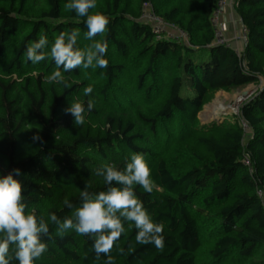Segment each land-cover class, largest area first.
Here are the masks:
<instances>
[{
	"label": "trees",
	"instance_id": "1",
	"mask_svg": "<svg viewBox=\"0 0 264 264\" xmlns=\"http://www.w3.org/2000/svg\"><path fill=\"white\" fill-rule=\"evenodd\" d=\"M219 1L96 0L89 15L102 13L109 23L89 40L87 17L65 7L71 0H0V178L11 174L21 183L25 215L34 209L37 227L49 228L40 236L47 251L34 264H104L94 236L58 228L66 218L76 223L75 209L87 198L110 186L123 189L96 171L105 164L123 171L136 153L144 154L156 186L151 193L138 184L133 190L164 225V244L137 243L134 223L125 221L111 251L115 264H264V0H238L235 13L247 30L239 56L213 43ZM145 4L169 33L182 31L186 39L167 32L156 39L140 19ZM61 33L82 57L67 72L50 55ZM41 36L47 39L36 54L46 59L33 63L26 48ZM98 41H107L106 68L96 66ZM57 70L63 81L50 82ZM250 85L258 90L239 111L248 138L237 119L199 124L214 92ZM88 86L93 91L85 95ZM76 101L85 107L83 124L64 111ZM36 135L41 139L33 141ZM15 251L10 243V264H19Z\"/></svg>",
	"mask_w": 264,
	"mask_h": 264
},
{
	"label": "clouds",
	"instance_id": "2",
	"mask_svg": "<svg viewBox=\"0 0 264 264\" xmlns=\"http://www.w3.org/2000/svg\"><path fill=\"white\" fill-rule=\"evenodd\" d=\"M66 8L75 10L76 14L81 17H87L86 24L88 31L86 37L91 40L99 33H103L109 23L108 18L102 13L89 15V10L96 7V0H71ZM78 34V30H73ZM63 35L61 33L52 45L51 58L54 59L57 68L63 65L65 72L74 69L82 61L79 52L72 51V43L64 45ZM46 36H41L39 43H30L26 48L27 58L33 63H38L46 59V55L36 54V49L44 45ZM75 40L73 39V43ZM96 52L100 55L97 58L96 66L106 68L108 62L103 57L107 52V41L96 42L94 45ZM92 56L88 58V63L84 67L91 65ZM60 79H57V78ZM50 82L63 81L61 71H55L47 78ZM93 89L91 86L85 88V95H90ZM92 101H88L87 108L89 111L93 108ZM65 113H71L76 124L84 123L85 107L82 102H73L71 106L64 110ZM33 141L40 140L39 135L33 136ZM102 168V171H101ZM97 169L96 174L102 176L107 185L113 182L117 185H124L123 189L110 186L108 190L101 191L95 198H87L82 207L75 209L73 223L72 218H66L64 223L59 226L58 234H62L66 230L73 229L81 235H91L95 237L94 250L99 258L100 254H104L107 259L104 264H115V258L111 255L115 243L124 233V222H133L137 229L136 242L139 244H154L158 249L163 248L164 225L155 223L144 208L134 190L133 185H140L146 192L151 193L154 189L155 182L151 179V169L145 159L144 154L136 153L130 158V162L126 164L123 171L117 170L115 164H105ZM20 174L19 169L14 170ZM23 187L21 183L11 174L0 178V264H10L9 244L16 245L14 259L19 264H34L46 251L47 245L41 242L40 236L49 235V228L45 224L37 227L34 209L25 215L26 205L21 203L24 200L22 195ZM87 188L81 192V196H86ZM65 205L72 207L68 200ZM119 213V216H117ZM123 218V219H121ZM50 220L59 224V220L54 213H50ZM124 249L120 248L118 254L123 255ZM131 251V247L129 248Z\"/></svg>",
	"mask_w": 264,
	"mask_h": 264
},
{
	"label": "built area",
	"instance_id": "3",
	"mask_svg": "<svg viewBox=\"0 0 264 264\" xmlns=\"http://www.w3.org/2000/svg\"><path fill=\"white\" fill-rule=\"evenodd\" d=\"M237 4H238V0H220L217 4V8L212 14L211 24L214 35V40H213L214 45L230 48L239 56L242 53L243 48L247 44V30L243 25H241L240 33L235 35L233 39H229L227 36L226 24L223 22L222 19L226 10L229 11L233 10V8L237 7ZM144 6H145V10L150 8L149 4H145ZM145 10L143 11L140 19L141 21H144L145 23L149 24L152 27V31L156 39H160L165 32H167L165 34L170 39H175V40H178L179 38H183L184 40L186 39V35L182 31H178L177 33L174 34L169 33L167 29L168 27L162 22V20L159 17H157L153 13L152 9L151 11H149V13H145ZM240 124L246 133L247 130H249L248 126L242 121ZM243 164L245 167L249 168L251 172L250 161L247 157L244 158ZM257 194L260 198L263 197L262 191H257Z\"/></svg>",
	"mask_w": 264,
	"mask_h": 264
},
{
	"label": "rangeland",
	"instance_id": "4",
	"mask_svg": "<svg viewBox=\"0 0 264 264\" xmlns=\"http://www.w3.org/2000/svg\"><path fill=\"white\" fill-rule=\"evenodd\" d=\"M145 10V6H143V11ZM151 11V7L145 10V13H149ZM230 20L233 17H236L235 8L230 10ZM238 18V17H236ZM223 19V17H222ZM234 20V19H233ZM223 22L225 23L224 19ZM226 24V23H225ZM228 24V23H227ZM235 27V24H233ZM236 28L234 30V35L240 33V22H237ZM88 43V42H86ZM203 60H207L206 55L202 58ZM34 77L36 74H33ZM258 90L257 85H250L240 90L235 91H216L211 95L210 100L206 102L198 114V121L201 126H210L212 124L219 125L224 122L233 123L239 121V111L241 105L245 103L253 94ZM241 125V124H240ZM251 135L250 131L247 130L245 133V137L248 138ZM186 145V144H185ZM183 145V147H186ZM208 249L207 246H204L200 251L202 253L206 252ZM204 256V254H203Z\"/></svg>",
	"mask_w": 264,
	"mask_h": 264
},
{
	"label": "crops",
	"instance_id": "5",
	"mask_svg": "<svg viewBox=\"0 0 264 264\" xmlns=\"http://www.w3.org/2000/svg\"><path fill=\"white\" fill-rule=\"evenodd\" d=\"M230 14H232V13H230L229 10H226V12H225V14L223 16V19H224V21L226 23V27H227V36H228L229 39H233L234 36H235L234 35V30L237 27L236 24H237V22H240V21H239L238 18H236L237 16L236 17H233V15H231V17L234 20L233 19L230 20ZM233 24H235V27L233 26Z\"/></svg>",
	"mask_w": 264,
	"mask_h": 264
}]
</instances>
